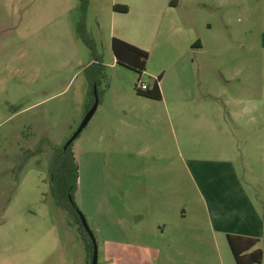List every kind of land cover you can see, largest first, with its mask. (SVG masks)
Instances as JSON below:
<instances>
[{"label": "rangeland", "instance_id": "rangeland-1", "mask_svg": "<svg viewBox=\"0 0 264 264\" xmlns=\"http://www.w3.org/2000/svg\"><path fill=\"white\" fill-rule=\"evenodd\" d=\"M113 2L90 0L86 19L88 32L103 59L109 62L112 53L108 9ZM195 10L204 43L227 40L230 46L203 55L213 68L209 75L211 92L215 94L236 83L228 85L222 75L236 68V59L241 57L243 63L238 66L244 70L245 90L251 83L258 93L253 112L239 123L214 119L212 127L204 130L192 125L189 118L183 127L171 123L162 111L155 125L151 120L152 109L142 106L145 112L140 125L123 127L124 137L105 135L98 139L96 124L106 114L113 95L119 98L116 103L121 117L133 106L139 107L138 101L157 103L137 98L135 87L139 85V76L124 68L117 70L121 74L117 83L113 80L115 89L110 91L113 70L105 65L106 78L97 91V113L73 144L79 168L75 202L96 239L98 264H112L113 257L117 258V264L156 263L129 252L111 255L110 246L101 239L106 236L104 225L110 219L107 214L101 218L99 210L106 213L105 207L111 204L123 218L132 200L139 199L127 191L135 182L148 179L166 187L165 202L170 207L179 206L186 215L180 222H174L168 234L196 231V264H236L227 236L218 234L209 220L219 212L215 209L217 203L219 207L224 204L221 189L228 181L222 172L228 166L222 162L235 163L240 179L249 189L251 202L264 218V172L257 170L264 164V0H199ZM225 14L227 26L220 22ZM79 17V0H0V264L88 261L77 226L65 211L54 206L49 188V165L55 149L72 137L86 116L89 88L83 67L89 64L90 53L76 32ZM209 21L213 24L211 31H207ZM140 81L147 85L151 82L147 76ZM128 84L133 92L123 90ZM213 103L221 104V99H213ZM127 116L131 120L130 112ZM157 136L162 138L165 148L161 157L152 153L141 157L136 154V147L132 154L122 152L125 137L140 138L153 151L158 145ZM256 139L259 142L255 143ZM187 163L195 172L198 165L199 171L212 174L213 179L208 185L204 180L199 182L194 189ZM247 165L253 171L246 172ZM200 186L210 196L208 204L204 203ZM230 209L228 205L225 214ZM170 218L174 220L172 215L165 220L170 222ZM240 220L241 215L235 228H239ZM132 222L135 226L140 221ZM127 224L122 226L126 229ZM97 228H101V233L96 232ZM126 231L128 234V228ZM260 233L256 248L262 251L260 264H264V228ZM127 240L155 248L159 244V240L153 243L147 236L140 241L134 233L128 234ZM159 264L173 262L162 256Z\"/></svg>", "mask_w": 264, "mask_h": 264}, {"label": "crops", "instance_id": "crops-1", "mask_svg": "<svg viewBox=\"0 0 264 264\" xmlns=\"http://www.w3.org/2000/svg\"><path fill=\"white\" fill-rule=\"evenodd\" d=\"M198 2L199 0H114L111 8L108 9V13L110 12L109 46L111 48V40L116 37L149 53L147 70L142 77L147 76L151 81L150 83L161 77L159 85L162 100L153 101L137 96L139 100L157 103L149 104L138 101L139 107L133 106L125 111L124 117H121L117 111L119 108L118 103H116L119 98L117 95L115 97L113 95V101L109 104L110 107H108L106 114H102L101 119L96 124V133L100 135L98 139L105 135H113L115 138L124 137L123 127H133L135 123L140 125L144 120L143 112L145 110H142V106L152 109L151 120L155 125L158 123L159 112L162 111L168 115L167 117L171 123L175 122L183 127L186 119L189 118L192 125L197 126L198 129L203 127L204 130L212 127L214 119L221 122H228L230 119L235 123H239L245 115H251L254 109L255 97L258 96V93H255V90L251 88V83L245 90L244 70L238 66L239 63H243L241 57L236 59V68H232L228 75H222V78L226 77L223 80L228 85L232 81H236V83L227 87L224 85L225 87L218 92L216 91L215 94L211 92L209 75H211L213 68L208 65L207 56L203 58V55H207L215 49H229L230 46L227 40L212 42L210 40L208 44L204 43L201 37L199 15L195 10ZM116 4L128 5L129 12L127 14L115 13L113 6ZM208 12L210 11L208 10ZM222 21L227 26V14L224 18L222 17L220 22L222 23ZM206 26L207 31L213 29V24L210 21L206 22ZM110 58L109 62L104 57V63L113 70L109 90L114 91L115 84H113V80L114 83H117L121 74L117 70L122 67L117 65L113 53ZM227 77L230 79H227ZM249 81L253 82L252 80ZM123 90H126L127 93L133 92L131 84L124 85ZM245 97H248V99L245 100ZM213 99H221V104L213 103ZM160 103L162 105H159ZM247 103L249 106H247ZM129 112L131 120L127 116ZM124 142L122 152L125 154H132L134 151L132 149L135 147L137 148L136 154L141 157H146L150 153L157 157L165 154L162 138H158V136V145L153 151L150 150L151 148L146 142L142 143L140 138L133 140L131 137H125ZM257 142H259V139H256L255 143ZM178 150L181 153L180 148ZM109 156L112 157L110 154ZM222 163L224 166H228L222 172L223 178L228 181L227 185L225 184L221 189V200L224 204L219 207L220 204L217 203L215 209L219 212L215 216H210V223L215 227L218 234L244 239H257L256 237L262 236L260 232L264 228V218L251 202L248 195L249 189L246 187V182L243 183L240 179L235 163L231 160ZM189 164L187 163V172L193 182L194 189L198 188L197 184L199 185V182L202 183L203 180L208 185L209 181L213 179L212 174L206 175L204 171H199L198 165L195 172L189 167ZM261 167H258L257 170L264 172V164ZM250 168L247 165L246 172L253 171ZM144 171L148 173V170ZM165 189L166 187L162 184L150 183L148 179L146 182H135L127 191L133 193L139 199L132 200L133 203L125 210L123 218L121 213L111 204H107L105 207L106 213H103L102 210L104 209L99 210L98 213L103 215L101 218H104V215L107 214L110 219V225L108 223V225H104L106 236L101 237V239L110 246L108 248L111 249V255L123 251L129 252L135 257H144L146 262L156 260L155 264L161 262L162 256L167 258V262L172 260L173 264H196L195 242L198 239L196 231L187 229L183 232L176 231V233L169 231L168 234L171 226L176 224L174 222H180L186 215L184 212H180L181 208L179 206L170 207V203L165 202ZM199 191L203 200H205L204 203L208 204V197L210 196L206 195L202 188ZM216 200L220 201L217 196ZM228 205L231 209L228 214H225L224 209ZM205 206L209 208V205ZM169 215H172L174 220H171V218L170 222L165 220ZM240 215L239 228H235L236 220H239ZM133 219L139 220V225L132 226ZM124 223H128V234L134 233L140 241L146 236L153 243L159 240L158 247H151L142 242H129L127 240V228L125 229L122 226ZM230 227L235 229L230 230ZM96 232L101 233V228H97ZM200 235L205 236L206 234L200 233ZM165 239H167V242L164 241ZM159 246H161L160 249ZM256 246L251 252L257 250ZM113 260L114 263L112 264H117V258L113 257ZM122 263L144 264L143 261L140 263L129 261Z\"/></svg>", "mask_w": 264, "mask_h": 264}, {"label": "trees", "instance_id": "trees-1", "mask_svg": "<svg viewBox=\"0 0 264 264\" xmlns=\"http://www.w3.org/2000/svg\"><path fill=\"white\" fill-rule=\"evenodd\" d=\"M89 3L90 0H79L80 17L76 26L79 39L90 53L89 64L83 67V72L89 88L85 108L86 114L95 103V88L99 91L102 80L106 78L104 73L106 67L103 55L100 53L96 41L87 30L86 19ZM113 11L118 14H127L129 12V7L126 5H115L113 6ZM111 51L116 59L117 65L138 75V82L140 83L142 75L147 70L150 57L149 53L144 49L116 37L111 40ZM160 80L161 77L148 84V89L146 91L138 89L136 85L135 91L137 96L153 101H161L162 92L159 85ZM68 141L61 147L55 149L54 156L50 162V195L54 206L59 210L65 211L73 220L74 223H72L77 226L78 232L85 243L88 259L87 264H92L93 244L82 225L79 216L82 213L75 202V193L79 181V168L73 152V144L65 148ZM30 154L27 159L30 158ZM22 167L23 165L21 168ZM69 194H71L72 200L69 199ZM227 239L236 264H260L262 262L263 253L260 249L251 252L258 244V239H244L231 235H228Z\"/></svg>", "mask_w": 264, "mask_h": 264}, {"label": "water", "instance_id": "water-1", "mask_svg": "<svg viewBox=\"0 0 264 264\" xmlns=\"http://www.w3.org/2000/svg\"><path fill=\"white\" fill-rule=\"evenodd\" d=\"M94 97H95V103H94L93 107L86 114V116H85L82 124L80 125V127L77 129V131L72 135V137L66 143L65 148H67L70 145L74 144L76 139L80 136V134L88 126V124L90 123V121L93 118L94 114L96 113L98 105H99V99H98V94H97L96 88L94 90ZM69 199L72 200L71 194H69ZM79 216L81 218L82 225H83L85 231L87 232V234L89 235V237H90V239L92 241V244H93L92 264H98V247H97V244H96V239H95L94 234H93V232L91 231V229H90V227L88 225V222H87L85 216L83 214H80Z\"/></svg>", "mask_w": 264, "mask_h": 264}, {"label": "built area", "instance_id": "built-area-1", "mask_svg": "<svg viewBox=\"0 0 264 264\" xmlns=\"http://www.w3.org/2000/svg\"><path fill=\"white\" fill-rule=\"evenodd\" d=\"M138 89L146 91L148 89V85L140 82L139 85H138Z\"/></svg>", "mask_w": 264, "mask_h": 264}]
</instances>
